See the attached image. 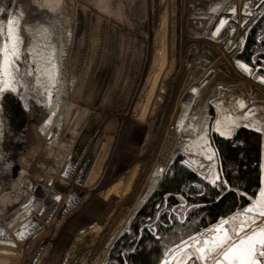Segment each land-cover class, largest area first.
Here are the masks:
<instances>
[{"label":"rangeland","instance_id":"374dc122","mask_svg":"<svg viewBox=\"0 0 264 264\" xmlns=\"http://www.w3.org/2000/svg\"><path fill=\"white\" fill-rule=\"evenodd\" d=\"M259 1L223 0L220 9H212L211 6L219 0H113L116 7L113 12L115 18L106 16L107 20L114 23L119 21L122 34L138 35L142 39V45L143 43H145L144 46L150 45L149 51L152 44L160 50L163 43H171L173 45L171 61L174 63L179 61L180 67L177 65L170 77L166 78V81L171 82V86L158 104H153L152 110L148 109L144 122L136 120L130 114H116L115 117H111L110 113L102 112L100 107H96V111L100 110V114L109 115L111 128L116 130V143L114 148L111 147L109 162H104L103 166L96 170L94 167L92 173L94 175L90 174L87 180L84 178L85 175L81 180L75 178L72 167L67 174L69 178L67 176L64 178L66 182L62 186L53 180L57 187H61L63 199L62 202L58 201L61 203L58 209L51 212L54 215L53 220L46 226H42L45 237V244L42 245V253L44 252L42 264H64L68 261L70 264H103L110 246L137 208L138 203L153 188L162 172L160 169L166 168L175 152L186 153L192 168H196L206 178L215 181L220 173L217 155L210 140V133L213 130L224 136H230L237 127L247 125L264 134V79H260L264 77V74L255 75L248 64L249 69L246 75L248 82L243 83L228 67V63L232 62L247 64L238 59L237 54L245 42L251 24L264 13V9L251 20L246 27L244 39L239 42L235 41L238 23H234L231 19L225 28L229 34L227 43L233 44L229 50L223 48L226 41L218 43L216 37L212 35V30L219 18L230 14H243L247 8L254 5L255 10L260 5ZM80 3L84 1L80 0ZM94 3L96 7L101 6L102 9L109 4L101 0H95ZM133 4L136 5L135 10L132 9ZM125 11L136 14L139 18L136 24L130 23L133 29H130L129 25H124L129 23ZM240 21L242 24L245 23L243 18ZM170 35L174 36V40L170 41L167 38L171 37ZM164 37L166 40L163 39ZM72 43L71 49H65V54H68L69 78L76 76L71 53L77 51V45L74 40ZM63 53L62 49V82ZM113 55V53L110 54L109 58L114 57ZM149 57L148 55V60ZM119 61L115 62V68L119 67L121 63ZM148 73L146 72V75ZM110 75L114 78L110 79L109 85H113V81L118 82L116 78L120 73L116 71L114 74L108 65L101 70L102 83ZM174 75L177 76L175 81L170 80ZM80 84L82 81L77 78L65 93L66 85L63 82L60 97V100H63V107L59 114L68 117L67 122L64 123L65 128L77 132L82 144L83 140L85 142V139H88L87 132L92 123L81 115L80 118L77 116L82 108H87L85 104L78 105L80 104L78 96L84 94L81 92L83 86ZM195 87L198 88L197 94L192 93V88ZM100 89L102 90V87ZM171 133L176 135L175 144L167 162L162 163L161 148L168 134ZM93 139L96 142L97 135ZM87 153L88 151H85V154ZM135 164L138 165L136 180L127 196L119 198L112 194L109 196L106 193L101 194L129 173ZM47 186L51 185L47 183ZM78 187L83 192L76 194L75 203L61 210L66 197ZM34 216L33 220L39 217L47 218V214L42 213V210ZM234 217L236 216L229 215L223 218L189 241L170 249L164 257H168L174 250H182L188 243H193L192 247L187 249L192 252L187 256L186 264H213V255L207 253L201 255L197 246H203L206 237L211 239L212 234L215 233L214 228L219 223H226V231L231 232L241 222L247 223L248 216L243 217L242 213L239 215V220ZM91 229L97 230L98 233L92 246L89 247L87 244L91 238Z\"/></svg>","mask_w":264,"mask_h":264},{"label":"bare ground","instance_id":"6f19581e","mask_svg":"<svg viewBox=\"0 0 264 264\" xmlns=\"http://www.w3.org/2000/svg\"><path fill=\"white\" fill-rule=\"evenodd\" d=\"M34 1L49 8V11L56 12L62 21L65 93L68 92L74 80L78 78L82 81L81 92L84 94L77 97L80 101L78 105L85 104L87 108H82L77 116H83L92 124L87 132L89 133L88 139H85V142L83 140L81 144L77 132L65 128L64 123L67 122L68 117L59 114L63 107V100H60L53 112L44 118L35 116L32 112H26L11 91L0 97V107L3 108V117L7 121L8 136L14 146L18 147L7 180L0 182V241L2 242L0 244V264H42L44 259L42 245L45 244L42 226H46L49 221L53 220L54 215L51 212L58 209L61 204L58 201L62 202L63 199L61 187H57V184L62 186L66 182L64 178L71 167L75 178L81 180L85 175L84 178L87 180L90 174L94 175L92 174L94 167L96 170V168H101L104 162H109L111 147L114 148L117 134L116 130L111 128L109 115L100 114V110L97 112L96 107H100L102 112L110 113L111 117H115L116 114H130L136 120L144 122L148 109L152 110L153 104H158L171 86V82L166 81V78L170 77L177 65L180 67L179 61L176 63L171 61L173 46L171 43H163L160 50L152 44L151 51H149L150 45L144 46L145 43L142 45V39L138 35L122 34L119 21L115 23L108 21L106 16L115 18L113 12L116 7H114L113 0H101L109 2L108 6L105 5V9L101 6L96 7L95 0H81L84 3H80V0ZM10 3L11 0H0V9H2L0 25L6 19ZM258 4L260 5L255 10L254 5L247 8L243 14L227 16L234 23H238L236 42L244 39L246 27L264 9V0H260ZM117 7L119 8L118 5ZM132 7L135 10L136 5L133 4ZM125 13L129 23L124 25H129V28L133 29L130 23L136 24L139 18L136 14L126 11ZM242 18L244 24L240 21ZM167 38L170 41L174 40V36ZM228 38L229 34L224 30L216 37V40L218 43L226 41L223 48L229 50L233 44L227 43ZM73 40L77 45V51L71 53L76 76L69 78L68 54H65V49L73 46ZM112 53L114 57L109 58ZM116 61L121 62L118 68L114 67ZM228 64L239 81L248 82L246 75L249 68L246 70L242 66L244 63ZM108 65L111 72L120 73L117 76L119 78H116L118 82L113 81V85L109 84L114 76L110 75L111 78L107 77L103 83L101 81V70ZM146 72L149 73L146 75ZM176 77L174 75L170 80L175 81ZM105 119L107 120L104 121ZM96 135L98 139L95 142L93 138ZM175 140V133L168 134L160 152L162 163H166L169 159ZM145 144H147L146 141ZM85 151L88 153L85 154ZM137 171L138 165L135 164L129 173L101 194L106 193L108 196L112 194L124 198L136 180ZM50 180L58 183L53 182L51 186H47ZM82 192L83 190L79 187L75 188L74 192L66 197L61 210L75 203L76 194ZM40 210L47 214V218L39 217L40 219L33 220L34 215H38ZM263 223L264 219L261 224ZM224 228H226V223ZM97 233V230L91 229V238L87 246H92ZM191 252L192 250L184 251L176 257L173 264H186L185 260ZM64 264L70 263L68 261Z\"/></svg>","mask_w":264,"mask_h":264},{"label":"trees","instance_id":"16d2710c","mask_svg":"<svg viewBox=\"0 0 264 264\" xmlns=\"http://www.w3.org/2000/svg\"><path fill=\"white\" fill-rule=\"evenodd\" d=\"M222 1L211 8L220 9ZM237 57L249 64L255 75L264 74V13L249 29ZM210 140L217 155L219 178H206L190 166L186 153L175 152L110 246L103 264H159L170 249L259 195L264 134L241 125L230 136L213 130Z\"/></svg>","mask_w":264,"mask_h":264},{"label":"water","instance_id":"95a60500","mask_svg":"<svg viewBox=\"0 0 264 264\" xmlns=\"http://www.w3.org/2000/svg\"><path fill=\"white\" fill-rule=\"evenodd\" d=\"M48 9L36 3L34 0H11L6 12V19L1 24L2 30H0V48H3L9 43L7 19L18 18V13L23 11L24 15L22 18H19L18 27V33L21 39L19 48L22 54L18 57L17 61L18 75L16 76V80L18 83L15 85L17 92H11L19 100L26 112H32L35 116L44 118L49 116L56 108L63 90L62 21L56 12L49 11ZM49 14L57 17L58 20L49 32H45L44 29L48 28L51 23ZM221 19L225 21V24L220 26L219 31H217L216 29ZM230 21L231 18L227 16L219 18L212 30V35L218 37ZM255 22L256 20L251 24V27ZM2 55L0 53L1 59ZM49 72L55 75V84L50 83L48 77ZM193 89H196V91L193 92ZM48 93H51L50 97ZM192 93L197 94L198 88H192ZM17 151L18 147L14 146V157H16ZM160 170L163 171V168ZM49 184H53V180H50ZM214 231L219 234L220 232H224L225 228L215 226ZM215 236L216 234H213L212 238ZM0 244H2L1 241ZM192 244H186L182 250H174L168 257H164L159 264H173L176 257L192 247ZM204 247L205 244L201 248ZM199 249L197 248L198 252Z\"/></svg>","mask_w":264,"mask_h":264},{"label":"snow or ice","instance_id":"6c2138e0","mask_svg":"<svg viewBox=\"0 0 264 264\" xmlns=\"http://www.w3.org/2000/svg\"><path fill=\"white\" fill-rule=\"evenodd\" d=\"M235 11V9H232ZM2 11V9H0ZM24 15L23 11L18 13V18L7 19V36L8 41L3 48H0V53H2V59H0V97L8 92H17L16 80L17 72V61L20 57L21 50L19 45L21 43L20 35L18 33L19 18ZM51 23L48 28H45V32L54 27L57 17L52 16ZM225 21L221 19L219 25L217 26V31H219L220 26L224 25ZM0 30H2V25H0ZM51 63V61H49ZM246 70L249 68L248 64L242 65ZM49 81L51 84L56 83L55 75L51 72L48 73ZM260 79H264L261 77ZM47 91V90H46ZM196 89H193L195 92ZM49 97L51 93H48ZM50 102V100H49ZM3 108L0 107V112ZM59 199V197H57ZM257 207V206H250ZM264 207V204L260 205ZM264 215V213H262ZM199 243V242H197ZM205 247L200 248V254L213 255V264H264V228H260L258 231H253L248 235L241 236L238 239L233 240L225 231L222 236H215L212 239L205 238Z\"/></svg>","mask_w":264,"mask_h":264},{"label":"flooded vegetation","instance_id":"af4514ba","mask_svg":"<svg viewBox=\"0 0 264 264\" xmlns=\"http://www.w3.org/2000/svg\"><path fill=\"white\" fill-rule=\"evenodd\" d=\"M6 120L3 117V113L0 112V182H4L7 180V177L10 174L12 164L14 162V144L10 140V137L8 136V130H7V124ZM264 204V168H263V179H262V185L259 195L252 200L248 205H245L244 207L238 209L235 211L232 215L236 216V220L240 219L239 215L242 213V216L245 215L248 216L247 223L241 222L240 225L237 226L236 229H234L232 232L227 231L228 235L233 239H238L241 236L248 235L249 233L253 231H258L260 228H264V223H262L264 219V207H260V205ZM250 206H257V207H250ZM258 223H255V222ZM220 228L224 227L223 223H219ZM226 231V228H225ZM224 232H220L219 234H216V236H222L224 235ZM213 235V234H212ZM212 239V237H211ZM202 247V246H201ZM200 246H197V248H201Z\"/></svg>","mask_w":264,"mask_h":264},{"label":"built area","instance_id":"2783aa9c","mask_svg":"<svg viewBox=\"0 0 264 264\" xmlns=\"http://www.w3.org/2000/svg\"><path fill=\"white\" fill-rule=\"evenodd\" d=\"M210 1V0H209Z\"/></svg>","mask_w":264,"mask_h":264}]
</instances>
